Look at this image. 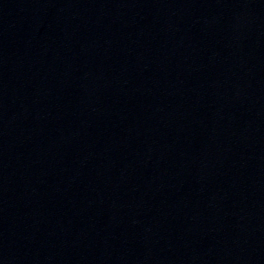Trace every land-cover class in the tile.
I'll use <instances>...</instances> for the list:
<instances>
[{"label": "water", "instance_id": "water-1", "mask_svg": "<svg viewBox=\"0 0 264 264\" xmlns=\"http://www.w3.org/2000/svg\"><path fill=\"white\" fill-rule=\"evenodd\" d=\"M0 264H264V0H0Z\"/></svg>", "mask_w": 264, "mask_h": 264}]
</instances>
